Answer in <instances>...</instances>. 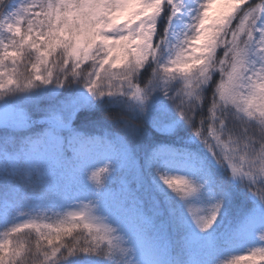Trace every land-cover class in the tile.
<instances>
[{
	"label": "snow or ice",
	"instance_id": "snow-or-ice-1",
	"mask_svg": "<svg viewBox=\"0 0 264 264\" xmlns=\"http://www.w3.org/2000/svg\"><path fill=\"white\" fill-rule=\"evenodd\" d=\"M0 264H264V0H0Z\"/></svg>",
	"mask_w": 264,
	"mask_h": 264
},
{
	"label": "trees",
	"instance_id": "trees-1",
	"mask_svg": "<svg viewBox=\"0 0 264 264\" xmlns=\"http://www.w3.org/2000/svg\"><path fill=\"white\" fill-rule=\"evenodd\" d=\"M81 67H82L84 70H87V68H88L87 65H82ZM20 70H21V71H24L23 68H21ZM28 70H31V64L28 65ZM217 78H218V77H217ZM47 222H49V221H47ZM21 239H22V240H30V241L33 243V245H34V244H35V239H36L34 231H29V230L26 229V230L21 234Z\"/></svg>",
	"mask_w": 264,
	"mask_h": 264
},
{
	"label": "rangeland",
	"instance_id": "rangeland-1",
	"mask_svg": "<svg viewBox=\"0 0 264 264\" xmlns=\"http://www.w3.org/2000/svg\"><path fill=\"white\" fill-rule=\"evenodd\" d=\"M220 5L219 4H217V5H214L213 6V8H212V13H216V12H218L219 10H220ZM45 223H48L47 221H44ZM240 255H246V253H239Z\"/></svg>",
	"mask_w": 264,
	"mask_h": 264
}]
</instances>
